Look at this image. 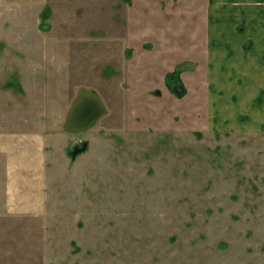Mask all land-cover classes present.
I'll list each match as a JSON object with an SVG mask.
<instances>
[{
    "label": "rangeland",
    "instance_id": "obj_1",
    "mask_svg": "<svg viewBox=\"0 0 264 264\" xmlns=\"http://www.w3.org/2000/svg\"><path fill=\"white\" fill-rule=\"evenodd\" d=\"M116 2L0 0V129L25 123L33 77L79 86L67 131L50 150L44 213L29 216V227L0 218V264H264V125L206 131L191 103L207 92L196 91V78L191 98L178 102L192 118L175 122L167 97L154 105L155 122L148 109L139 120L131 98L122 112L108 90L127 41L116 34ZM135 71L127 70L132 93L140 91ZM252 89L260 109L264 82ZM236 107L247 118L232 125L260 123L249 103ZM83 142L87 149L73 156Z\"/></svg>",
    "mask_w": 264,
    "mask_h": 264
},
{
    "label": "crops",
    "instance_id": "obj_2",
    "mask_svg": "<svg viewBox=\"0 0 264 264\" xmlns=\"http://www.w3.org/2000/svg\"><path fill=\"white\" fill-rule=\"evenodd\" d=\"M116 1L113 11L122 12L123 30L116 34L127 36V41L122 39L119 44V58L113 61L116 69L108 73L111 81L108 90L113 92L110 101L114 97L122 112L125 100L131 98L130 101L140 103H135L137 109H133L139 112V120L145 121L148 109L155 114V122L161 109L154 105L158 99L167 97L173 103L169 113L175 114V122L192 118L193 114L186 117L178 102L191 98V81L196 78V91L201 86L207 92L206 96L202 92L203 100L197 97L191 103L201 108L196 117L206 119V131L262 130L264 105L256 108L261 93L252 88L257 89L264 82L263 78L258 83L259 74L264 75V0ZM138 1L139 6H133ZM125 51L130 57L139 52L137 62L134 58H123ZM55 66L47 65V71L54 73L59 68ZM178 67L187 88L182 98L166 85L167 75ZM128 69L136 70L135 86L140 91L129 90L132 78L127 77ZM117 73H125V79L114 80ZM34 78L29 83L25 123L19 121L23 124L0 129V218H9L15 224L20 220L21 224L25 222L24 227H29V216L44 213L49 191L50 150L67 131V119L76 100L74 90L79 87L48 76L45 81ZM33 82L36 90L31 86ZM144 103L152 105L153 110L142 106ZM241 103H249L247 109L252 116L253 113L260 116V123L254 125L249 118L248 128L232 125L243 116L236 107Z\"/></svg>",
    "mask_w": 264,
    "mask_h": 264
},
{
    "label": "trees",
    "instance_id": "obj_3",
    "mask_svg": "<svg viewBox=\"0 0 264 264\" xmlns=\"http://www.w3.org/2000/svg\"><path fill=\"white\" fill-rule=\"evenodd\" d=\"M166 85L178 98H182L186 94V87L182 82L181 69L179 67L167 75Z\"/></svg>",
    "mask_w": 264,
    "mask_h": 264
},
{
    "label": "water",
    "instance_id": "obj_4",
    "mask_svg": "<svg viewBox=\"0 0 264 264\" xmlns=\"http://www.w3.org/2000/svg\"><path fill=\"white\" fill-rule=\"evenodd\" d=\"M88 147V143L87 142H83V143H80L78 145L75 146L74 150H73V153L72 155L73 156H77L81 153H83Z\"/></svg>",
    "mask_w": 264,
    "mask_h": 264
},
{
    "label": "flooded vegetation",
    "instance_id": "obj_5",
    "mask_svg": "<svg viewBox=\"0 0 264 264\" xmlns=\"http://www.w3.org/2000/svg\"><path fill=\"white\" fill-rule=\"evenodd\" d=\"M181 69V67H179ZM183 82V81H182ZM184 83V82H183ZM185 85V84H184ZM186 87V86H185ZM186 92H187V88H186ZM185 96V95H184Z\"/></svg>",
    "mask_w": 264,
    "mask_h": 264
}]
</instances>
